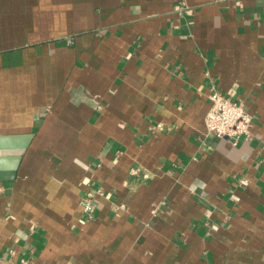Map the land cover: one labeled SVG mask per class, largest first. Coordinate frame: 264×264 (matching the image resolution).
I'll return each instance as SVG.
<instances>
[{"label": "crops", "instance_id": "crops-1", "mask_svg": "<svg viewBox=\"0 0 264 264\" xmlns=\"http://www.w3.org/2000/svg\"><path fill=\"white\" fill-rule=\"evenodd\" d=\"M0 138V264H264V0H0Z\"/></svg>", "mask_w": 264, "mask_h": 264}, {"label": "built area", "instance_id": "built-area-1", "mask_svg": "<svg viewBox=\"0 0 264 264\" xmlns=\"http://www.w3.org/2000/svg\"><path fill=\"white\" fill-rule=\"evenodd\" d=\"M211 102L212 106L207 110L203 121L207 134L228 140L233 145H236L240 138L249 136L248 126L251 118L241 104L222 96L217 91L211 94ZM156 129H160V125H157ZM130 175L138 177L140 174L137 170H133ZM141 178L145 179L146 176L141 174ZM80 206L90 218L95 210L92 200L84 199Z\"/></svg>", "mask_w": 264, "mask_h": 264}, {"label": "water", "instance_id": "water-1", "mask_svg": "<svg viewBox=\"0 0 264 264\" xmlns=\"http://www.w3.org/2000/svg\"><path fill=\"white\" fill-rule=\"evenodd\" d=\"M6 141L8 139L0 138V183L13 181L20 164L21 158L25 152V147L20 149H8Z\"/></svg>", "mask_w": 264, "mask_h": 264}]
</instances>
